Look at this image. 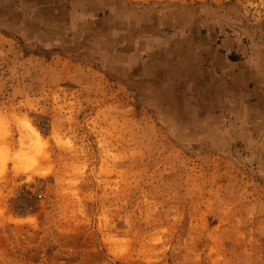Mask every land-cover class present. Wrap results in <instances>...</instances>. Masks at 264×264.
Instances as JSON below:
<instances>
[{"label":"rangeland","instance_id":"obj_1","mask_svg":"<svg viewBox=\"0 0 264 264\" xmlns=\"http://www.w3.org/2000/svg\"><path fill=\"white\" fill-rule=\"evenodd\" d=\"M178 17L264 67V0H0V264H264V114Z\"/></svg>","mask_w":264,"mask_h":264},{"label":"crops","instance_id":"obj_2","mask_svg":"<svg viewBox=\"0 0 264 264\" xmlns=\"http://www.w3.org/2000/svg\"><path fill=\"white\" fill-rule=\"evenodd\" d=\"M165 20L168 21L171 18L166 17ZM194 20L193 29H189L187 32L186 25L188 24L186 22L188 18L178 17L176 19L177 22L180 21L177 24L178 29L183 28L186 30L181 32L182 35L187 36L194 42L195 61L193 63L208 66L203 71L204 76L209 75L212 79L221 78L222 81H227L232 85L233 90L236 91L234 96L237 97L238 104L243 103L248 110L254 111L257 115L264 114V67L254 62L253 64L250 63L252 59L248 55L235 50L230 40L220 41V32L218 34V31H215L214 28L209 30L207 27V32L204 31L203 18L198 19V17H195L192 22ZM199 44L202 46H199ZM214 44L218 45V49H223L224 53L217 50V48L215 49ZM191 72H189L190 76L200 80L196 73L192 74ZM237 91L241 92L239 94H242V97L238 96Z\"/></svg>","mask_w":264,"mask_h":264},{"label":"bare ground","instance_id":"obj_3","mask_svg":"<svg viewBox=\"0 0 264 264\" xmlns=\"http://www.w3.org/2000/svg\"><path fill=\"white\" fill-rule=\"evenodd\" d=\"M30 129H31L32 134H33L36 138H39V134H38V132H37L33 127H31V126H30Z\"/></svg>","mask_w":264,"mask_h":264}]
</instances>
